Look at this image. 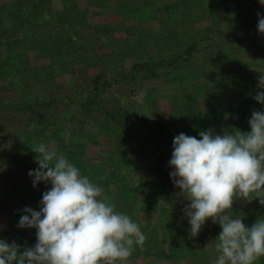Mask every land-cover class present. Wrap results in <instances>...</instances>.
I'll return each mask as SVG.
<instances>
[{"label":"trees","instance_id":"obj_1","mask_svg":"<svg viewBox=\"0 0 264 264\" xmlns=\"http://www.w3.org/2000/svg\"><path fill=\"white\" fill-rule=\"evenodd\" d=\"M99 3L100 9L104 11L105 1L100 0ZM61 4L57 8L53 0H10L8 4H0V78L1 71L6 69L13 85L11 90L0 88V113L6 114L4 119L0 117V131L4 135V140L0 141V158L7 160V164L12 162L9 156L2 154L5 145L9 154L18 160H24L25 167L23 175L18 179V186L21 190L27 187L29 190L36 189L28 173L39 165L34 164L24 151L38 145L32 134L37 133L43 138V134L57 125L49 110L57 103L69 102L73 109L82 111L91 118L98 114L102 119L101 122H96L99 129L97 135H92L90 131L86 133L89 143L94 144L95 139L98 140L100 136L113 138L114 148L113 151L110 150L115 162L121 165L128 161L132 172L141 169L145 171L144 167L150 166L146 183L156 190V195L147 194L143 179L131 178L129 188L124 184L127 178L119 174L122 172L115 175L117 185L113 196L108 200L116 205V211L129 215L143 232V226L149 223L148 214L151 213L148 206L157 202L156 196L159 195L161 202H164L163 206L168 205L161 210L163 216H169L174 219L176 226L179 225L180 230L176 232L183 235L186 229L184 234L189 236L191 226L183 209L190 201L180 195L181 190L175 187L170 176L175 170L168 163L173 152L172 134L173 131L179 134L183 132L200 139V131L219 125L222 132H215L219 135H223L224 130L237 126H241L238 129L244 132L251 131L244 116L250 117L254 106L245 97V88L233 86V83H247L243 79L246 74L261 75L260 72H264V35L259 33L257 27V13L264 14V5L259 0H116V4L112 6V15L113 20L119 22L117 25L120 24V31L126 35L124 43L132 41V36L135 35L148 42L134 46L142 50L139 58H129L121 51L119 54L123 61L120 67L99 66L102 74L98 84L95 85V79H90L82 85L88 87L80 90L79 81L76 80L77 83L70 87L74 94H78V98L72 100L69 95L57 93L64 85L55 82V75L95 67V48L88 49L86 45V50L81 52L76 46L74 37H79V34L74 27H83L88 21L83 4L80 3L81 6L77 0H61ZM125 9L129 14L127 16L120 13ZM197 56L201 57V62L193 61ZM178 69L181 70L179 76L184 75L180 88L169 80L166 84L161 72ZM229 79L232 80L230 85L226 82ZM126 81L136 91L140 88L157 90L160 85L163 88L171 87L175 92L172 100L178 99L177 104L183 107L181 113L185 115L184 124L174 130L167 126V113L164 109L160 113L149 114L147 121H151L159 134L151 139L149 154L144 143L135 136V133L138 134L135 127L143 121L140 114L142 109L132 112L117 97L104 105L107 90ZM258 83L254 88H257ZM211 84L227 85L222 97L214 94V89L209 91L207 87ZM184 88L193 96H185ZM151 91L155 93L154 90ZM257 91L264 89L257 88ZM259 105L264 112V105ZM148 110L151 111V105H148ZM10 121L19 122L20 127L15 128V134L10 130L13 127L9 128ZM2 168L1 164L0 169ZM16 177L12 176L9 182H15ZM41 183L37 188L40 191L37 196L49 189ZM140 194L143 199H140ZM38 198L41 201L42 198ZM30 201L20 207L29 206ZM140 211L147 213V218H143L145 224H142L143 219L141 223ZM229 212L233 218H243L245 225L251 227L258 218H264V205L258 199L250 204L237 200ZM14 214L11 213V217ZM221 231V226L209 219L199 235L192 239L197 241L195 245L191 244L190 238L184 246L177 248L175 242L166 240L168 234L160 227L152 238L149 236L152 240L143 248L145 247L146 256L150 260L149 264H173V261H177L175 258L178 253H197L201 240L215 261L218 253L213 240ZM136 247L133 246L131 255L134 260L141 255L140 252L137 253L140 250ZM198 254L205 257L203 253ZM258 262L264 264V257L259 258ZM199 264L207 262L201 261Z\"/></svg>","mask_w":264,"mask_h":264},{"label":"clouds","instance_id":"obj_2","mask_svg":"<svg viewBox=\"0 0 264 264\" xmlns=\"http://www.w3.org/2000/svg\"><path fill=\"white\" fill-rule=\"evenodd\" d=\"M264 5V0H259ZM264 35V14L257 13ZM258 89H264L260 72ZM146 95L141 91L137 102ZM264 105V91L252 97ZM251 131H200V139L180 133L174 137L169 166L173 184L190 201L183 211L195 238L209 219L222 228L213 240L214 264H255L264 257V218L248 227L233 218L237 200L264 205V112L253 110ZM39 167L30 170L34 188L51 184L42 194L40 210L22 209L18 228L36 229L34 247L21 248L0 239V264H127L133 246L143 247L146 236L129 215L117 212L103 190L64 155L48 144L31 147Z\"/></svg>","mask_w":264,"mask_h":264},{"label":"rangeland","instance_id":"obj_3","mask_svg":"<svg viewBox=\"0 0 264 264\" xmlns=\"http://www.w3.org/2000/svg\"><path fill=\"white\" fill-rule=\"evenodd\" d=\"M9 1L10 0H0V4H8ZM77 1L79 2V4H83V6L80 4L83 9H86V12L84 10L83 11L87 13L88 21L83 27H74L77 33L79 34V37H74L77 42L76 46L81 52H84L86 50V45L88 46V49L95 48V67H88L84 71L80 70L79 72L74 71L73 73L60 74L59 76L55 75V82L64 85L62 89L57 91V93L69 95L72 100H76L78 98V94H74L70 87L74 86L77 83L76 80L79 81L80 90H84L88 87H82V85L84 86L90 79H95V85L98 84V79L101 77L102 74V69L99 68V66H115V68L120 67L121 62L123 61V58H121V55L119 54V52L121 51L127 54V57L129 58H139V52H141L142 50L134 46L141 45V43L146 44L148 42L144 39L142 41L141 38L139 39L138 35H135L132 36L134 37L132 41L124 43L126 35L124 32L120 31V24L117 25V23L119 22L114 21V15H112V6L116 4V0H104V11L100 9V0ZM53 4L56 8L60 5L62 6L61 0H53ZM120 13L124 16L129 15L126 9L121 10ZM128 36L129 35H127V37ZM126 44L128 47H126ZM130 46H133V48H131ZM193 61H197L198 63L202 60L201 57L197 56L196 60ZM87 66H90V64H88ZM3 70L1 71L2 76L0 78V88H10L11 90L13 86L12 82L10 81L11 77L6 69L5 71ZM180 72L181 70L178 69L174 71H162L161 73L164 76L163 80H165L166 84H168L169 80L171 83H175L177 88H180L181 84H183L181 83V78L184 79V75L182 77L179 76ZM259 76L260 74L258 75V73H252L251 75L246 74L245 78L243 79L247 83L236 84L234 81L233 86L244 87V95L248 99V102H251L253 104L255 110L263 112V110L259 107V103L252 98L257 92V88H254V86L259 82ZM238 79L240 78H237V80ZM232 80H227V84L230 85ZM130 86L132 85L129 84L127 81L120 82L118 85H113V87L110 90H107L108 92L104 95V105L109 104L110 100H112L114 97H117L121 99L124 105L127 104L129 110L132 112H135V109H142L140 113L141 119H143L142 124L140 122L139 126L135 127V130L138 134L135 133L133 127H131V129L134 131L135 136L138 137V140L144 143L147 150L146 152L147 154H149V151H151L152 147L151 139L159 136V134H157L156 132L157 128L153 127L154 125L151 123V121H147L149 114H154L153 112L160 113L164 109L167 113V116L165 117L167 126L170 130H174L175 127L184 124L185 115L181 113L183 107L181 104H177L178 99L174 98L175 100H172V97H174L173 95L175 94V92L172 91L173 88L171 87L163 88L160 85L159 87H157V90L151 89L155 91L154 93L151 90L143 88H140L138 91H136L135 89H133V87ZM226 86H213L211 84V86H208L207 88H209V91L214 89L212 91L214 94L221 95L224 90V87ZM141 91H144L146 95L143 98V102L138 103L137 97ZM185 92V96H193V94L187 93L189 91L186 90V88H184V93ZM166 99H168L169 101H166ZM148 105H151V111L148 110ZM239 106L242 107L241 105ZM49 111H51V116L56 119L57 125L53 126L45 135L43 134V138H41L42 135H39L37 133L32 134L33 139L38 142V144L45 143L51 145L56 150L58 155H64L69 160V162L73 163L80 169L82 175L88 176V178L93 183L99 186L104 191V195L107 198L112 197L115 192L114 187L115 185H117L115 175L118 172H122L119 173L121 177L123 176L127 178L126 180H124V184L129 188L131 186V178L135 177L136 180L137 178L138 180L143 179L142 182H145L143 184L147 186V194H157L156 190L146 183V181L148 180L147 178L149 176L148 170H150V166H145V171L141 169L140 171L132 172V168L128 165V161L123 162L121 164L122 166L120 165V163H117V161L115 162V159L112 156V151L114 148V144L112 141L114 140L113 138H103L100 136L98 137V140L95 139L96 142H94V144L89 143L87 141L86 133L88 131H90L92 135L98 134L99 129L97 128L98 126L96 122L102 121L101 117H99L98 114L91 118L89 115L84 114L82 111L73 109L69 102H64L62 104L57 103ZM5 115V113H0V117L3 119L5 118ZM251 115L252 112H250V117L244 116L245 121H249ZM197 121L198 118L196 119V122ZM200 121L201 119L199 120V122ZM18 124V121H10L9 128L13 127L12 129H10L12 133L15 134V128L20 127ZM238 128L242 127L237 126L236 129ZM208 129H215L214 132L217 133L222 132V130H220V125L209 127ZM172 135L174 138L175 136L179 135V133L173 131ZM3 136V133H1L0 131V141L4 140ZM72 142H74L73 144L75 145H73ZM171 144L173 145V142ZM25 153H27V157L31 158L34 164L38 165L37 163H35V157L38 154L32 151L31 147L28 150L26 149L24 151V154ZM2 154L6 155L7 157L9 156L10 160L14 162L12 163L10 161V164H7V160L3 159L2 157L0 158V165H3V170L0 169V196H3V199H0V239L6 240L9 244L15 241L22 249L25 247H34L37 243L36 229L17 227L20 220V216L23 214L22 209L25 208H21L20 205H25L27 204V201L31 200L29 206L27 207H31L34 210L39 211L40 199L38 197L42 198L43 193H40L37 196V192H40L37 190V188L29 190L27 187V189L25 188L24 190H21L18 186V179L23 175L22 172L23 168L25 167V165H23L24 160H18L12 154H9L6 150L5 145H3ZM151 161H153L152 156ZM14 175L17 176L16 181L9 182L10 178ZM41 185L46 186L47 188L51 187L50 183L45 184L42 182ZM141 195L142 194H140V199H143ZM156 199L157 202H154V204H150L151 206H148L150 207L151 211V213L148 214V224H145V221L143 219L147 218V213L145 211H140L139 213V215L141 216V223L143 219L144 223L142 224H145L143 226V233L146 236V240L143 246L147 247L148 242L152 240L149 238V236L152 238L157 229L160 227L164 229V232H167L168 235H166V240L168 242H175L176 247L178 246L177 248H180L181 245L184 246L187 241H190L189 236L184 234L186 229H184L183 235H181V233L179 232H176L180 230L179 225L176 226L174 219H170L169 216H163V213L161 212L162 208H166L168 207V205L163 206L164 202H161V196L157 195ZM19 200H22V202L19 203ZM11 213L14 214L12 217ZM192 239L193 238H191L190 242L191 244L195 245L197 241ZM202 242L203 241L201 240L199 241L197 253H178L176 255L177 258H175L177 259V261H173V264H199V262L201 261H206L207 264H214V260L209 255V252L206 251L208 249H206L205 245ZM137 247L140 250L137 251V253H141V255H139L140 257L137 258V260H134L131 256L127 264H149L150 260L146 256L147 253H145V247H140L141 249L139 248V246ZM198 253H203L205 257H202V255ZM167 259L169 258H166V260ZM255 264H260V262H258L257 260Z\"/></svg>","mask_w":264,"mask_h":264}]
</instances>
